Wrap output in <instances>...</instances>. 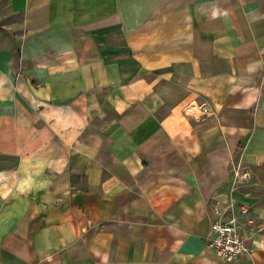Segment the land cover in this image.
Returning a JSON list of instances; mask_svg holds the SVG:
<instances>
[{
    "label": "crops",
    "instance_id": "1",
    "mask_svg": "<svg viewBox=\"0 0 264 264\" xmlns=\"http://www.w3.org/2000/svg\"><path fill=\"white\" fill-rule=\"evenodd\" d=\"M0 264H264V0H0Z\"/></svg>",
    "mask_w": 264,
    "mask_h": 264
},
{
    "label": "built area",
    "instance_id": "2",
    "mask_svg": "<svg viewBox=\"0 0 264 264\" xmlns=\"http://www.w3.org/2000/svg\"><path fill=\"white\" fill-rule=\"evenodd\" d=\"M213 218L206 235L207 244L225 260L239 258L251 252V245L244 234L243 216L249 213L246 205H239L235 210L234 203L224 208L213 207ZM231 213L226 216V213Z\"/></svg>",
    "mask_w": 264,
    "mask_h": 264
}]
</instances>
